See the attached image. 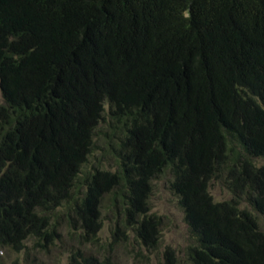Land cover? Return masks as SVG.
Masks as SVG:
<instances>
[{"label":"trees","instance_id":"trees-1","mask_svg":"<svg viewBox=\"0 0 264 264\" xmlns=\"http://www.w3.org/2000/svg\"><path fill=\"white\" fill-rule=\"evenodd\" d=\"M158 179L186 264H264V0H0V264L155 249Z\"/></svg>","mask_w":264,"mask_h":264},{"label":"rangeland","instance_id":"rangeland-1","mask_svg":"<svg viewBox=\"0 0 264 264\" xmlns=\"http://www.w3.org/2000/svg\"><path fill=\"white\" fill-rule=\"evenodd\" d=\"M154 186L153 192L149 198V205L151 206L150 212H154L161 218V237L159 243L155 249L148 250L144 246L138 245L132 241L131 235L128 234L125 244L119 243L117 246L113 245L114 252L112 260L114 261L116 259L118 264H131L134 260V253H136L135 251L138 249L141 253L137 256L140 264H165L163 252L167 247L174 251L179 264H186L183 257V249L187 243V227L183 221L182 211L177 205V198L167 190L166 183H164L163 179H158L156 183H154ZM210 191L216 199H222L228 196L225 190L221 189L217 183H211ZM109 216V212L104 210L102 217L103 225L99 233L100 241L103 242L105 248L111 240L109 233L111 227V223L108 219ZM70 243L71 241L65 229H62L61 239L55 241V244L51 245L46 250L36 251L34 249H28L30 254L28 257H26L22 251L20 253H7L6 264H30L33 257L43 264H69V250L66 248L67 246H71L72 249H88L86 246L83 248V246L71 245ZM115 253L116 258L114 259ZM95 255L100 259L102 253L96 252Z\"/></svg>","mask_w":264,"mask_h":264}]
</instances>
